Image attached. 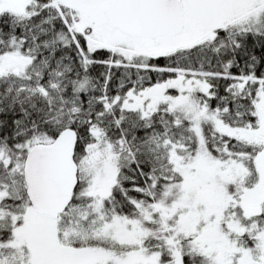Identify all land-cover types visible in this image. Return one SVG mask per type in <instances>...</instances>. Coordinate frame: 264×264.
Returning a JSON list of instances; mask_svg holds the SVG:
<instances>
[{
  "label": "snow or ice",
  "instance_id": "6c2138e0",
  "mask_svg": "<svg viewBox=\"0 0 264 264\" xmlns=\"http://www.w3.org/2000/svg\"><path fill=\"white\" fill-rule=\"evenodd\" d=\"M0 264H264V0H0Z\"/></svg>",
  "mask_w": 264,
  "mask_h": 264
}]
</instances>
